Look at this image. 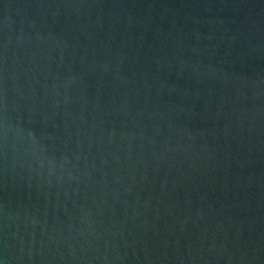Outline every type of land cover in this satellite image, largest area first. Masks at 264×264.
<instances>
[{
	"label": "water",
	"instance_id": "obj_1",
	"mask_svg": "<svg viewBox=\"0 0 264 264\" xmlns=\"http://www.w3.org/2000/svg\"><path fill=\"white\" fill-rule=\"evenodd\" d=\"M3 264H264V0H0Z\"/></svg>",
	"mask_w": 264,
	"mask_h": 264
},
{
	"label": "snow or ice",
	"instance_id": "obj_2",
	"mask_svg": "<svg viewBox=\"0 0 264 264\" xmlns=\"http://www.w3.org/2000/svg\"><path fill=\"white\" fill-rule=\"evenodd\" d=\"M0 264H3V261L2 260H0Z\"/></svg>",
	"mask_w": 264,
	"mask_h": 264
}]
</instances>
